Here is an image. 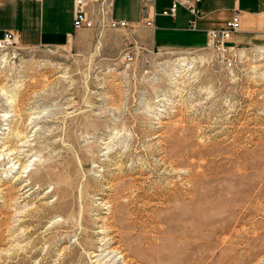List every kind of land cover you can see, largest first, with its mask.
<instances>
[{
  "label": "rangeland",
  "instance_id": "obj_1",
  "mask_svg": "<svg viewBox=\"0 0 264 264\" xmlns=\"http://www.w3.org/2000/svg\"><path fill=\"white\" fill-rule=\"evenodd\" d=\"M140 33L2 51L0 264H264V45Z\"/></svg>",
  "mask_w": 264,
  "mask_h": 264
},
{
  "label": "crops",
  "instance_id": "obj_2",
  "mask_svg": "<svg viewBox=\"0 0 264 264\" xmlns=\"http://www.w3.org/2000/svg\"><path fill=\"white\" fill-rule=\"evenodd\" d=\"M170 3L155 0L150 13L153 27L143 23L141 0H113L112 16L140 31L148 47L165 49L203 46L206 30L224 26L237 12L240 25L230 42L264 45V0H201L195 29L187 27L190 16L182 6H178L174 17L161 13ZM72 10V0H0V37L12 31L15 42L21 45H65L76 31Z\"/></svg>",
  "mask_w": 264,
  "mask_h": 264
},
{
  "label": "built area",
  "instance_id": "obj_3",
  "mask_svg": "<svg viewBox=\"0 0 264 264\" xmlns=\"http://www.w3.org/2000/svg\"><path fill=\"white\" fill-rule=\"evenodd\" d=\"M201 0H171L170 5L161 11L162 14L174 17L178 6L184 7L189 13L187 27L195 29L196 19L200 17L199 2ZM72 27L74 30L83 28H123L128 27L126 20L112 16L113 0H72ZM155 0H141V12L144 25L153 27V13ZM239 18L234 17L220 28L206 30L205 45L211 48L226 66H231L237 56L236 47L230 43L232 35L239 29ZM15 44L12 31H5L0 37V51L7 50Z\"/></svg>",
  "mask_w": 264,
  "mask_h": 264
},
{
  "label": "bare ground",
  "instance_id": "obj_4",
  "mask_svg": "<svg viewBox=\"0 0 264 264\" xmlns=\"http://www.w3.org/2000/svg\"><path fill=\"white\" fill-rule=\"evenodd\" d=\"M262 46H259V48H261ZM180 56V55H179ZM183 57V56H182ZM181 58V57H180ZM185 58V57H184ZM178 59V58H177ZM183 59V58H182ZM5 60V56H4V53L2 52V51H0V63L2 62V61H4Z\"/></svg>",
  "mask_w": 264,
  "mask_h": 264
}]
</instances>
